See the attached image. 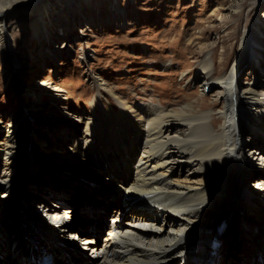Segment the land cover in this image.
I'll return each instance as SVG.
<instances>
[{"label": "bare ground", "instance_id": "6f19581e", "mask_svg": "<svg viewBox=\"0 0 264 264\" xmlns=\"http://www.w3.org/2000/svg\"><path fill=\"white\" fill-rule=\"evenodd\" d=\"M41 2L29 0L26 7L33 10ZM17 8L15 0L0 3V43L6 51L7 23ZM42 10L45 15L51 13L48 7ZM61 15L64 12L58 10L57 16ZM72 15L76 16L74 12ZM260 19L244 30L230 69L225 54L217 66L208 56L198 65L203 74L197 80L204 92L212 85L222 88L221 104L216 100L207 107L203 94L195 100L186 97L181 106L169 108L165 92L156 103L137 95L128 101L124 93H117L106 80L98 78L92 118L83 117V123L82 119L68 122L69 126L76 121L84 125L80 143L87 147L86 158L81 159L85 153L78 146L71 150L76 156L69 154L70 146L54 150L61 155L38 152L42 147L38 146L36 152L51 166L63 168L76 162L73 178L80 184L104 177L113 187L103 197L104 202L109 197L112 205L133 209L126 222L121 208L112 210L117 222L108 226L102 245L94 243L91 233L98 226L93 230L91 225L83 229L70 225L79 214L75 205L61 209L59 201L49 204L21 192L19 181L27 174L29 161L21 149L27 155L29 147L11 136L4 148L5 167L0 176V264H24L27 258L31 264H70L69 260L77 264L76 258L82 259V264H169L175 259L181 260L179 264H246L255 260L246 252L262 250L253 232L259 223V230L264 231V158H260L264 145V77L252 76L242 84L236 76V64L264 45V20ZM55 25L52 22L45 28L39 20L34 27L42 52L47 54L53 46L44 38L50 40ZM252 58L251 70L260 74L264 50ZM256 58L260 59L255 62ZM49 92L54 98L62 96L59 89ZM61 104L54 102L50 108ZM246 131L251 133L249 140L263 141L249 150V156L245 152ZM249 177L256 178L251 184L254 188L248 187ZM29 199L33 210L26 207ZM100 214L105 217L107 212ZM92 215L100 216L96 211ZM235 224L240 228L234 237L236 245L244 248L239 254L238 250L230 251L228 246L233 243L222 232Z\"/></svg>", "mask_w": 264, "mask_h": 264}, {"label": "rangeland", "instance_id": "374dc122", "mask_svg": "<svg viewBox=\"0 0 264 264\" xmlns=\"http://www.w3.org/2000/svg\"><path fill=\"white\" fill-rule=\"evenodd\" d=\"M3 1L10 2L0 0V3ZM15 1L18 8L8 20L9 31L6 30L9 50L0 43V176L5 167L4 148L7 140L15 136L29 147L27 155L26 150L21 149L23 158H29L27 174L19 181L21 192L49 204L59 201L63 204L61 209L75 205L79 214L70 225L80 229L91 225L93 230L98 226L91 233L94 243L102 245L108 226L117 222L113 221L112 210L121 208L120 204L112 205L109 197L107 202L103 200L112 192L110 182L102 177L80 184L73 178L76 162L56 168L45 162L36 149L41 144L38 152L61 155L54 150L70 146L69 154L76 156L71 150H77L78 146L85 153L81 159L86 158L87 147L80 143L84 125L76 121L69 126L68 122L82 119L83 123V117L92 118V108L97 106L98 78L106 80L117 93H124L128 101L129 97L137 95L156 103L165 92L169 95L166 102L169 108L181 106L186 97L195 100L203 94L207 107L216 100L221 104L222 88L212 85L204 92L203 84L197 80L198 75L203 74L198 65L208 56L217 66L225 54L230 59V69L244 30L258 17L264 20V2L260 3L264 0H43L39 4L48 7L50 15H45L39 4L28 10L29 0ZM58 10L64 15L57 16ZM73 12L76 16H71ZM39 20L45 28L52 22L57 23L50 40L44 38L53 46L51 55L42 52L39 34L34 28ZM64 26L68 29L63 31ZM262 50L264 45L236 64L240 83L252 76L264 77V62L260 63L263 67L260 74H254L250 64L253 54ZM52 88L59 89L62 96L54 98L56 96L49 92ZM54 102L62 104L57 105L59 108H50ZM37 107L43 109L38 111ZM15 120L18 122L14 129ZM250 135L247 131L244 134L247 156L251 148L260 145L258 142L263 143L259 139L249 140ZM260 148V158H264V145ZM248 181V187L254 188L251 184L256 178L249 177ZM104 182L108 185H103ZM13 186L15 188L16 184ZM26 205L33 210L30 199ZM121 209L123 222H126L133 209ZM95 211L100 216H93ZM103 211L107 212L105 217L100 214ZM259 225L253 234L260 240L257 244L262 250L246 252L255 258L246 264H264V231L259 230ZM239 231L238 224L222 230L223 237H229L233 243L228 246L230 251L238 250V254L244 249L243 245H236ZM77 260V264L79 261L82 264V259ZM180 262L175 259L169 264ZM69 263L73 264L70 260ZM24 264H31L28 258Z\"/></svg>", "mask_w": 264, "mask_h": 264}, {"label": "water", "instance_id": "95a60500", "mask_svg": "<svg viewBox=\"0 0 264 264\" xmlns=\"http://www.w3.org/2000/svg\"><path fill=\"white\" fill-rule=\"evenodd\" d=\"M99 237H100V236H99ZM99 237H98V238H99ZM51 264H52V263H51Z\"/></svg>", "mask_w": 264, "mask_h": 264}]
</instances>
